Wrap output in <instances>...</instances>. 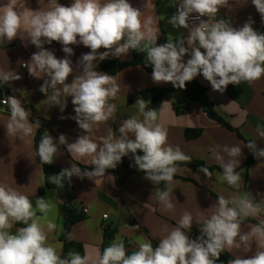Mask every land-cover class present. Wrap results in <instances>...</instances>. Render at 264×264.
Masks as SVG:
<instances>
[{
	"label": "clouds",
	"instance_id": "clouds-1",
	"mask_svg": "<svg viewBox=\"0 0 264 264\" xmlns=\"http://www.w3.org/2000/svg\"><path fill=\"white\" fill-rule=\"evenodd\" d=\"M177 3V11L168 22L174 28L188 29L189 35L159 45V29L143 31L146 25L142 23L141 10L133 7L129 0L103 3L101 0H73L67 6L58 0H48V10L37 11L20 5L18 0H7L0 6V43L11 42L19 36L22 41L36 46L38 51L23 66L35 78L47 77L39 90L48 96L51 89L52 95L48 99L52 105H58L61 112L67 106V97H72L75 116L71 118L87 133L73 143H68L66 136L61 134L58 143L66 145L73 159L86 158L94 169L82 171L73 163L70 169L52 175V183L62 186L65 178L71 180L73 176L87 177L97 183V178L105 177L106 170L115 169L123 157L132 154L135 166L146 179L156 185L170 184L177 172L176 163L191 160L178 146L167 143V129L157 123L158 111L148 108L150 101L143 98L136 100L133 106L138 107V111L122 122L119 135L109 130L106 137L100 138V143L92 139L90 134L94 125L107 121L116 112V105L109 101L119 91L113 76L95 70L96 61L127 56L130 50L144 52L146 64L152 66L153 82L171 83L178 89H185L186 82H191L198 74L220 93L229 84H251L264 77V33L254 30L251 18L239 28L231 26L225 19H217L220 8L230 7L229 0H172L173 5ZM251 3L264 21V0H251ZM193 13L197 15L192 16ZM203 17L207 19H201ZM190 19L194 21L191 25ZM53 41L62 44L64 58H57L53 51L44 47ZM79 44L91 51L81 54L74 78L67 83L74 73L70 59L74 50L70 46ZM101 48L105 51L99 52ZM186 54H190V58L185 63ZM19 79L21 76L13 71L0 70V82ZM3 103L11 113L6 125L8 134L19 133L23 138L40 127L39 119L30 123V111L15 96L9 95ZM258 133L264 137V130L259 126ZM246 146L257 159L264 157V149H259L255 141H249ZM138 150L143 154L138 155ZM210 151L223 170V180L239 189L242 176L235 169L240 164L241 147L217 145ZM57 152V144L46 131L37 151L41 163L52 164ZM200 171L210 175L207 167L202 166ZM170 192V189L156 191V198L166 210L174 208ZM49 208L45 198H37L34 207L28 196L0 184V264H90V257L78 252H69L67 258H61L47 243L45 227L36 213L37 210L47 213ZM211 208L214 212L200 224L197 239L189 238L193 217L186 211L177 226L160 239L157 247L154 248L150 241L144 242L128 255L124 243L117 239L104 248L92 264H216L226 248L229 251L242 248L248 252L253 241L257 247L254 255L249 258L236 255L228 264H264V221L249 225V232L241 230L246 218L264 211V201L257 203L250 193L232 199L221 195ZM18 222L26 226L13 232L14 223ZM46 227L51 231L56 226L48 221Z\"/></svg>",
	"mask_w": 264,
	"mask_h": 264
},
{
	"label": "crops",
	"instance_id": "crops-1",
	"mask_svg": "<svg viewBox=\"0 0 264 264\" xmlns=\"http://www.w3.org/2000/svg\"><path fill=\"white\" fill-rule=\"evenodd\" d=\"M72 2L73 0H58V3L65 6ZM129 2L133 7L141 10L142 23L146 25L143 31L147 32L148 28L159 29L158 45L166 43L167 40L178 39L181 35L184 37L189 35L188 29L174 28L168 22L177 11V4L173 5L172 0H129ZM6 3L7 0H0V6ZM18 3L32 11L48 10V0H18ZM229 5L230 7L220 8L217 19H225L231 26L239 28L251 18L254 21L252 25L254 30L264 33V21L251 0L243 3L240 0H229ZM149 20L152 21L151 24L148 23ZM193 22L190 20L189 24ZM44 47L53 51L57 58H64L66 55L59 42L46 43ZM70 47L74 50V55L70 57L73 61L74 73L68 77L67 83H71L74 78L76 62L81 54L91 51L82 44ZM37 51L35 45L27 40L22 41L19 36L11 42L0 43V70L13 71L21 76L19 80L4 84L9 89L10 95L19 99L22 106L30 111V123L39 119L50 124L51 136L58 146V152L54 156L55 169L58 171L70 169L74 163L82 171H91L94 166L90 161L86 158L73 159L66 145L58 143L61 134L66 136L68 143H73L79 136L87 134L71 118L75 116L72 97H67V106L61 112L60 107L52 105L53 102L48 99V96L52 95V90L49 89L48 96L39 90L47 77L35 78L29 75L26 67H23V64L29 62L32 54ZM98 51L103 52L105 49L101 48ZM189 58L190 54H186L183 62L186 63ZM132 60L130 50L127 56L110 57L104 61L119 64L130 63ZM101 62L103 61L95 62L97 64L95 70L104 72L100 66ZM111 76L116 79L119 86L117 96L109 101L116 105V112L107 121L94 125L90 135L95 142L100 143V138L106 137L109 130L119 135L118 129L122 122L138 111V107L133 106L136 100L143 98L145 101H150L148 108L158 111L157 123L167 129V143L173 147L178 146L185 155L191 157V160L203 162L207 167L214 169L206 176L200 170L194 171L186 166L176 165L177 172L173 181L170 184L166 182L164 189L171 190L170 199L174 204L172 210H166L156 198V191L162 190L163 182L156 185L143 175L125 173L122 161L132 157V154L123 157L115 169L106 170L105 177L97 178V183L87 177L81 179L73 176L68 202L74 205L79 213H82L83 208H88V213L87 215L82 213L84 219L72 228L70 240L82 246L79 254L88 255L90 264L98 259L105 248L104 228L106 227L115 230L112 241L117 239L122 241L126 253L130 255L144 242L150 241L154 248L157 247L160 239L177 226V222L186 211L193 217L191 230L188 232L189 238L193 239L192 233L200 228L204 219L210 218L214 212V208L211 207L221 195L232 199L250 193L257 203L264 201V157L256 159L248 167L244 166L248 157H255L246 146L249 141H255L259 149H264V137H260L258 133V126L260 130H264V77L251 84L247 82L239 85L229 84L223 93L214 91L202 74L194 78L206 88L209 101L215 111L231 126L233 131H230L209 119L199 103L192 104L189 110L178 114L176 107L186 105L185 97L179 92H167L160 101L154 102L148 91L154 88H170L171 84L153 82L152 73L146 72L141 66L127 67ZM10 115L8 106L0 104V184L28 196L34 207L37 198H45L49 202L50 208L47 213L37 210L36 215L41 218L40 223L45 227L47 243L62 256L63 243L60 237L63 232V220L59 209L64 198L57 189H46L43 195L39 194V190L45 185V177L34 148L37 129H34L33 134L23 138L19 133L8 134L6 125ZM186 130L202 132L197 139L187 140ZM217 145L241 147L240 164L235 169L242 176L239 189L229 186L223 180L221 174L223 170L210 151ZM224 158L228 159L226 155ZM108 176L115 177L114 181ZM105 215L107 219H104ZM48 221L56 226L51 231L46 227ZM261 221H264V211L255 217L246 218L241 230L249 232L251 230L249 225L259 224ZM136 225H139L138 229L135 228ZM16 228L19 226L14 223L12 231L14 232ZM256 251V243L253 241L248 252H244L242 248H233L231 251L226 248L222 252L230 261L236 255L249 258Z\"/></svg>",
	"mask_w": 264,
	"mask_h": 264
},
{
	"label": "trees",
	"instance_id": "trees-1",
	"mask_svg": "<svg viewBox=\"0 0 264 264\" xmlns=\"http://www.w3.org/2000/svg\"><path fill=\"white\" fill-rule=\"evenodd\" d=\"M131 51H132V57H133L132 62L116 64L115 62H111V61H103L100 63L101 69L109 75H114L119 70H122L124 68L131 67V66H141L145 69L146 72L152 73V66L150 64H146V59H145L146 53L139 52L136 50H131ZM148 92L151 95V98L154 102L160 101L167 92H179L185 97L186 105L183 107H176V112L178 114L184 113L187 110H189L192 104L199 103L203 107V111L209 119L217 122L222 127L230 131H233L231 126L215 111L213 104L209 101L207 97L206 88L197 80L193 79L191 82H186L185 89L174 88L173 85L171 84L170 88H154V89L149 90ZM8 95H10L9 89L6 87V85L3 82H0V99H4V97ZM46 131L50 135H52V128L50 124L46 121L40 120V127L37 129V132L35 134V139H34V148H35L36 154L38 151L40 139L45 134ZM201 132H202L201 130H186L185 137L187 140H194V139H197L201 135ZM137 154L142 155L143 153L138 150ZM37 158L42 166L44 177H45V185L43 188L39 190V194L43 195L46 189H57L60 195L64 198V201L63 203H61V206L59 209V214L63 220V232L60 237V240L63 243V254L61 258H67V254L69 252L81 253L82 246L70 240V233H71L72 228L84 219L82 213H79L76 207L72 204H69L68 202L69 192L72 188L71 180H69L68 178H65L62 181V186L52 183L50 180V177L52 175L59 174L61 171H58L55 169L54 161L50 165L42 164L38 155H37ZM256 159H257L256 157H248L244 166L248 167ZM176 165L186 166L194 171L200 170L202 166L207 167L203 162L194 161V160H190V162L186 161L182 163H176ZM122 168L125 171V173L128 175L145 176V174L142 171H139L137 167L135 166L133 157L125 158L122 161ZM207 168L209 171L214 169L210 167H207ZM165 183L166 182H163L162 190L165 189ZM17 226L24 227L26 225H24L21 222H18ZM114 233H115L114 229H111L110 227L104 228L105 248L108 247L110 243L112 242ZM194 234L195 236L193 237V239H197L200 236V228L197 229L194 232ZM228 262L229 260L227 259V257L224 255L223 252H221L220 258L219 260L216 261V264H228Z\"/></svg>",
	"mask_w": 264,
	"mask_h": 264
},
{
	"label": "built area",
	"instance_id": "built-area-1",
	"mask_svg": "<svg viewBox=\"0 0 264 264\" xmlns=\"http://www.w3.org/2000/svg\"><path fill=\"white\" fill-rule=\"evenodd\" d=\"M177 7H178V3H177ZM191 15H192V16H195V15H197V14L193 13V14H191ZM201 19L206 20L207 18H206V17H203V18H201ZM190 20H191V19H190ZM190 20H189V21H190ZM23 67H24V66H23ZM4 100H5V99H3V100L0 101L1 106H7L6 104L3 103ZM82 213H83L84 215H87V213H88V208H83ZM104 219H107V216H106V215L104 216ZM194 236H195V234L192 233V237H194Z\"/></svg>",
	"mask_w": 264,
	"mask_h": 264
}]
</instances>
